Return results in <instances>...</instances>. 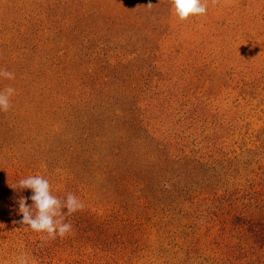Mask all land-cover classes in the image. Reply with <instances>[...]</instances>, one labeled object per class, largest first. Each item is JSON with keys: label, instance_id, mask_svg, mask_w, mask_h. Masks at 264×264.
Segmentation results:
<instances>
[{"label": "rangeland", "instance_id": "obj_1", "mask_svg": "<svg viewBox=\"0 0 264 264\" xmlns=\"http://www.w3.org/2000/svg\"><path fill=\"white\" fill-rule=\"evenodd\" d=\"M149 15L157 18L148 20ZM166 55L170 60L159 64ZM0 69L15 75L13 80L0 78V90L15 89L9 111H0V264H16L22 250L35 264H223L228 244L236 249L228 257L230 264H247L244 256L250 264H264V257L252 256L241 244L242 232L233 225L238 221L234 215L246 207L242 201L233 206H226L231 199L223 202L228 197L242 200L239 188H246L251 178H264V0H221L216 5L209 0L205 16L183 22L174 16L168 0H0ZM159 69L173 72L165 76ZM132 72L134 76L151 72L152 80L156 73L173 75L182 97L197 96L212 104L211 116L189 130L194 133L190 137L214 133L209 128L223 123L224 113L231 123L225 153H235L226 154L225 169L219 160L220 178L212 179L206 202L199 207L187 204L185 216L178 208L165 213L166 206L161 205L163 210L145 214L137 225L121 224L126 225L123 244L121 239L117 247L106 243L94 250L84 232L88 222L80 224L76 212L65 217L73 225L72 234L41 246L45 234L18 223L22 216L15 195L26 201L33 195L31 189L18 187L21 179L46 178L64 169L49 180L51 190L59 187L52 194L64 199V189L76 196L82 193L80 177L71 174L83 172L93 187L96 203L89 206L94 210L109 211L105 201L119 198L100 172L101 164L83 158L77 165L78 152L72 146L80 148L84 125L74 118L77 113L67 114L61 102L64 89L76 94L108 86L110 96L117 87L126 93L129 88L144 89L126 77ZM116 74L118 86L112 82ZM138 77L135 82L140 86L148 82ZM116 93L118 102L125 100L126 93ZM217 135L223 136V130ZM89 147L98 156L100 145ZM247 150L252 151L249 156ZM234 156L239 165L250 161L251 178L242 169L228 174ZM234 187L237 192L227 193ZM207 206L215 215L204 213ZM117 209L116 220L130 214L126 211L124 216ZM203 217L213 219L215 227ZM98 237L99 242L108 238ZM33 243L38 249L32 253Z\"/></svg>", "mask_w": 264, "mask_h": 264}, {"label": "trees", "instance_id": "obj_2", "mask_svg": "<svg viewBox=\"0 0 264 264\" xmlns=\"http://www.w3.org/2000/svg\"><path fill=\"white\" fill-rule=\"evenodd\" d=\"M154 18L157 17L149 15L148 20ZM169 55H166L167 60H159V64H166L170 60ZM145 56L144 51L143 58ZM151 57L153 58V56ZM155 63H158V60ZM159 70V72L163 71L165 76L173 72L167 69ZM231 70L233 67H230ZM150 73L146 72V74H136L135 76L134 72L125 74L135 85L144 89L129 88L126 93L125 90L117 87L118 91L116 92L126 93L125 100L121 102H118L116 92H114L115 96L109 95L110 92L105 90L108 86L98 91H96L97 87H90L86 90H78L76 94H71L64 89L66 94L64 91L62 94L64 99L61 102L64 107L66 105L67 114L71 116L72 112L73 114L77 113L78 115L74 118L84 125L80 148L72 146L78 152L77 160L79 162L77 165L82 164L83 158L88 162L92 160V164L97 162L101 164L100 172L109 179L113 194L119 195L118 199L113 197L105 201L104 205L110 206L109 211L98 212V209L94 210L89 206L90 203H96V201L92 197L93 187L86 182L83 172L73 171L71 174L80 177L82 193L77 197L85 207L83 210L77 211L79 212L78 219L80 224L81 220L88 222V227L84 232L88 243L94 247V250L106 243L110 247H117L119 246L118 240L121 239H123L121 241L123 244L126 225L121 224L135 223L137 225L145 214L148 215L150 212L155 214L159 209L163 210V205L166 206L165 213L178 208L177 212L182 216L186 215L184 208L187 204V207L201 206L206 202V194L211 191L209 189L212 179L219 177L216 167L221 166L219 160H223V169H225V163L228 162L226 154L231 151L235 153V150H228L225 153L229 146L227 142L231 123L225 119L224 113L223 123L208 126L210 127L209 132H212L213 128L215 129L214 133L205 134L202 137H190L194 133H188L189 130L197 129L198 122L204 120L203 118L206 116H211L212 104L197 96L186 98L184 94L182 97V93L173 82V75L164 77L162 73H156L154 74L156 79L152 80ZM138 76L148 82L140 86L135 82L139 78ZM113 77L112 82L118 86L119 83L116 82V79H120V77L117 74ZM104 85L106 86L105 82ZM136 99L138 100L133 101ZM206 124L208 125V123ZM221 130H223V136L219 137L217 133ZM91 144L100 145L98 156H94L97 153L89 147ZM251 152V150H247V155L249 156ZM102 160L105 163H102ZM232 160L230 159L229 164L233 162L234 168L228 174L233 175L242 169L247 177L251 178L247 174L249 160L241 159V165L237 161L238 158ZM77 168L79 169L78 166ZM61 170L64 171V169ZM62 172L58 170L53 176L42 177L49 181L50 177L55 179ZM226 172V170L221 172V174L223 173V185L226 181L225 177H227ZM232 177L234 178V176ZM58 189L59 187H55L52 190L57 191ZM237 191L234 187V190L227 193ZM240 191L244 194L242 200L228 197L223 202L231 199V202L226 203V206L227 204L233 206L242 201L241 203L246 209L244 210L242 207L240 208L242 214L234 215V220L238 218V221L233 225H236L237 229L242 232L241 244H245L247 249L251 250L250 254L255 257H264V178L258 180L251 178L248 186L244 189L240 187ZM110 192L112 193V190ZM61 193L64 194L62 198L65 199L70 192L69 189H64ZM198 195L206 197H198ZM15 199L18 202L20 197L15 195ZM32 203L31 199L27 201L28 206H32ZM173 205L175 207L169 209ZM116 208H118L117 211H122L124 216L126 211H129V216L123 218L122 221L116 220L118 219L114 214ZM213 209L207 206L202 210L210 216L209 213L215 215ZM210 217L209 219L203 218L206 221H211L212 226L215 227L214 220ZM227 227H229V223L225 229ZM98 234H103L108 238L99 242ZM32 249L29 250L32 253L38 249L36 243H33ZM120 250L118 248L117 253H120ZM235 250L232 245H226L225 258L223 259L226 263L223 264H230L228 257H232ZM14 251L18 252L19 247H15ZM25 253L22 250L20 254ZM242 253V251L239 252L240 255ZM244 257L247 264L252 263L250 258ZM237 259L238 256L233 258V261L237 262Z\"/></svg>", "mask_w": 264, "mask_h": 264}, {"label": "clouds", "instance_id": "obj_3", "mask_svg": "<svg viewBox=\"0 0 264 264\" xmlns=\"http://www.w3.org/2000/svg\"><path fill=\"white\" fill-rule=\"evenodd\" d=\"M221 0H211L213 5ZM174 16L179 21H187L192 17L205 16L208 11L209 0H168ZM149 7L151 4L148 5ZM0 78L13 80L14 73L0 69ZM15 89L8 86L0 90V111L7 112L11 108V98ZM21 189H31L30 197L32 206H28L25 198L18 201L21 225H27L36 233H44L41 237L42 245L57 237L66 238L73 232V225L65 222L66 215L70 216L84 209V203L74 194H67L65 199H60L52 194L50 182L40 175L29 176L18 182ZM66 209V212L64 211ZM16 264H35L28 255L22 254L17 258Z\"/></svg>", "mask_w": 264, "mask_h": 264}]
</instances>
